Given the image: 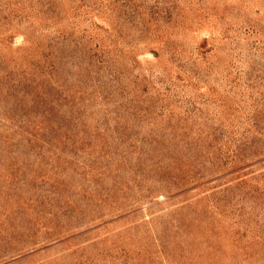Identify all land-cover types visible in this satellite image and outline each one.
I'll list each match as a JSON object with an SVG mask.
<instances>
[{
	"label": "rangeland",
	"instance_id": "1",
	"mask_svg": "<svg viewBox=\"0 0 264 264\" xmlns=\"http://www.w3.org/2000/svg\"><path fill=\"white\" fill-rule=\"evenodd\" d=\"M0 264H264V0H0Z\"/></svg>",
	"mask_w": 264,
	"mask_h": 264
}]
</instances>
